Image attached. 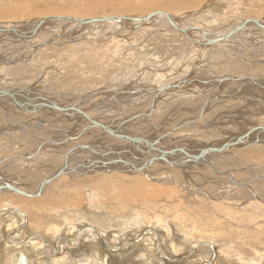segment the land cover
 <instances>
[{"label": "bare ground", "instance_id": "6f19581e", "mask_svg": "<svg viewBox=\"0 0 264 264\" xmlns=\"http://www.w3.org/2000/svg\"><path fill=\"white\" fill-rule=\"evenodd\" d=\"M0 1V6H2L4 0ZM15 1H19V4L14 5V7L0 9V17L6 18L7 20L0 23V64L2 66L0 67V138L2 137L0 141H4V138L9 134H18L26 138V142L22 144L23 146H31L30 143L35 140L38 141V139H41L43 136L41 132L40 135L36 134L38 131L37 129L45 132L49 140H45L47 142L43 141L42 143L39 142L32 145L36 146V148L30 156H26V154H15L0 157V187H2L0 189V194H4L6 198L9 197L7 194L8 191L13 192L6 188V184H9L15 189L32 194L28 199L37 198L33 201L34 205H31L34 209L38 210L36 205H51V203L56 201L54 196L57 190L61 192L62 189H70L83 183L91 184L97 181L99 183L103 182V180L107 179L106 175L110 178L116 177L117 170L115 169L117 168L118 170L122 169L120 171H123L122 173H126V175L127 172L125 171L128 170V172H130L128 175H134V177H130L132 180L133 178L137 179V177H141L140 179H142L144 183H164L166 181L171 182L172 180L176 183V186H180L185 190L195 188L196 192L201 197H208L214 200L224 198V200H229V202L238 199H254L264 204V131L261 133L257 130V128L264 127V124H260L258 121V119H264V67L261 68L259 66V68H257L255 63L244 57L250 52L249 50H251V48H248V52H246V50L244 51L239 48L242 47L243 44L236 43L237 41H243L245 43L251 41L264 45V17L240 19L238 14L234 12L237 7H232L231 1L234 2L233 4L237 5L242 4V0H229L230 2L227 4L230 5L221 6L219 12H229L232 17H238L239 20L229 29L223 27L225 29L222 31L218 30V28L221 26L220 24L223 22L225 23L229 15L227 16L226 13H222L221 15H225L226 17L222 16L221 18L218 16L212 17L211 15H206L205 11L203 12V10H206V4L203 6V9L196 10L204 0H149L147 3H141L142 5L140 6L132 2L133 5L131 4L132 7L128 10L123 7L113 8V11L117 14L107 17H114L115 19L107 23H85L79 25L75 22V20L85 21L93 19L82 16L88 14L87 12L91 13L94 9L91 6H89V8L85 7L80 9L82 11V17L76 15H56V17L46 16L47 18L44 17V19L25 20L26 18H23L21 19L22 21L9 20L11 18L18 19L22 17L32 18L42 12L46 13V15L66 12V8H63L59 4L61 0H57V2L56 0L51 2V0L45 4L44 10L38 9L34 11L30 8V6L33 7L34 5L26 6L22 3L23 0ZM211 1L212 0L208 2ZM247 2L253 4L254 7L258 5L264 6V4L259 1L254 3V0H248ZM73 3L76 4V0H73L71 3V8L75 7L74 9L76 10L77 7ZM192 9L193 11L189 13L186 12ZM147 10H149L148 12L150 13L146 12L147 14L136 15L127 13L128 11L141 12ZM49 11H51V13H48ZM174 12H183V14H175ZM153 13H158V15L146 21V23H142L143 18ZM214 13L216 12L213 11V14ZM167 15L168 17H166ZM68 18L73 20H69ZM159 19L162 21L160 26H166L171 29L173 35H177L181 38L184 46L193 47L192 49H196L200 52L199 55L203 54L208 47H214V49H217V46L229 47V43L231 42V48L227 49L231 52H237L238 50V52L234 54H225L226 58L221 62L224 65H229L230 67L228 69L231 71L237 68L239 66L238 64H241L245 69L241 68V70H239L241 74L229 72L227 73L228 75L217 76L216 78L214 76L202 75V73V77H199V73L197 75L194 74V76L193 73H187L180 81H167L159 85L144 84V86H137L134 82H131L125 86L110 87L111 85H108V83L112 82V80L108 83H103V81L108 78L107 76H100L102 79L101 84H96L88 80V84L81 85L75 80L76 72L92 70L90 65L86 64L88 58L84 61L86 56L80 58L83 61L82 65L74 62V68L69 69L68 73H64L63 76H57V78L54 76H47L45 74L46 68H40L42 67V63L53 64V71L63 72V63L61 65H59V63L64 62L68 55L63 54L60 47H63L66 42L68 44L79 41V37H81L82 40H87V35L89 33H91L90 36L95 37L96 35L95 33L89 32L86 36L84 35V37L79 36L78 31H81L82 28H98L101 25L111 24L114 25L113 27L117 28L113 35H116L115 37L117 38H122L124 36H121L122 34L118 35V33L125 34L134 26L142 24L147 25ZM229 19L231 18L229 17ZM199 20H203L204 25L201 24ZM251 20L260 22L259 24L251 23ZM52 22H58V24L55 23L56 29L60 26L59 22H63V25H69L67 27H72L73 30L63 33V30L57 29L54 32L58 31V33L53 34L52 30L54 23ZM195 22H199L200 24H196ZM244 23H246V25L243 29L234 33L228 41L224 40L212 44L208 43V41L218 36H223L230 31H234L237 26L243 25ZM46 25L49 26L47 30ZM210 26H214L212 29H217L216 31L218 34L219 31L222 33L217 36L215 33L212 34V31L209 32V30H212ZM245 29L249 30L248 34H245ZM252 29H256V32L254 33ZM6 30L10 32L7 33ZM101 36L109 38L112 37V34ZM14 38L19 42H14ZM142 38L144 37L140 38V46L143 42ZM2 42H6V44L9 45L8 49L6 48L7 46L5 47L6 51L1 50L3 47ZM148 43L149 41L141 46L144 53H138L137 56H150L149 60L155 61L154 65L159 64L156 62L157 59H155L154 56L155 54L158 55V52L147 50L146 47H144ZM219 43H222V45H218ZM11 49L13 50L11 52L12 55L7 57L3 55L6 52H10L8 50ZM223 51H225V49ZM54 54L58 56L54 61L52 60V62L42 59L44 55L53 56ZM221 54L223 53L221 52ZM256 54L264 56V46L256 51ZM13 55H16V57H13ZM25 59L28 64L25 67L24 73L20 72V68H11L12 65L14 66L20 62H26L23 61ZM9 67L11 69H9ZM199 68L201 69L200 66ZM210 69L212 70V68ZM261 70H263V72ZM53 71L51 73H53ZM20 73L23 79L20 77ZM28 73L31 75L36 74V76L40 74L36 82H38L39 85L40 83L43 84L41 88L36 83H34L35 87L34 85H27L24 86L23 90L17 88V84L26 83V78L29 75ZM35 77L33 76V78ZM196 77L198 78L196 79ZM199 78L200 80H198ZM97 82L99 83V81ZM95 85L101 88L91 90L90 87ZM42 87L47 89L48 87H54L55 91L57 88L61 87L64 91L55 93L54 96H52V94H46L42 90L44 89ZM113 89L119 90L113 91ZM22 91L26 93V95H23ZM55 95H57V97ZM58 98H61L63 102L58 101ZM93 98L96 100L92 101ZM108 99L114 103L108 102ZM65 100L68 101L65 103ZM168 100L172 101V106L164 111ZM107 103L116 104L108 105ZM120 104L130 105L129 111L133 114H131V116L129 115V117H120L117 113V106ZM168 111H170V114H167ZM121 112L123 113L124 111L122 110ZM179 112L181 113L178 116L173 115V117L171 115L172 113L175 114ZM230 112H234V118L236 116V118L241 119L232 120L229 118L230 121L222 125H212V123H209L204 127V124H201L206 122L207 118H213L214 121H211L215 123L217 119L228 115ZM99 115L101 116L98 117ZM4 118L6 121L2 122ZM188 118L192 120L187 123ZM243 118L249 119L243 121ZM163 119H166V121L162 123ZM240 120H242V122ZM248 121L251 125H247L248 128L245 129L246 131L242 132L240 135H235V137L233 136L234 131H231L233 129H231L230 132L222 131L226 129L229 123L232 128L234 126L235 130H237L238 126L241 128L244 122ZM67 122H71V124L65 125ZM198 124L202 128H207L209 125H212L211 129L204 133L209 135L216 133V140L212 142L210 140L199 141L195 136L198 135V133H193V135L190 136L185 134L186 130L183 129L187 128V126L197 130H203L195 127ZM79 128L81 131L76 133V129L79 130ZM74 130L76 131L74 132ZM172 130L177 132L172 134L170 133ZM248 131L249 133L246 134ZM227 132L230 133V140L222 138L223 135L221 134H227ZM204 133L200 134L204 135ZM157 134H160V136L155 139V135ZM138 136L143 137L144 140L141 139L143 142L136 140L139 139L137 138ZM86 137H88L91 143L82 146V144H87L83 142ZM185 137L191 140H183ZM236 141H238V145L220 149V147L227 142L233 143ZM52 144L60 145V150L66 152L64 157L61 154L63 162L59 152H57L58 150L56 154H54V151H48L49 155L44 153L46 151L45 146ZM91 144H93V146ZM22 145L21 147H23ZM104 145L109 147L106 146V149H103L104 151H102V149L101 151L97 150L103 148ZM84 147L89 150L84 152ZM110 147H114V150L111 151ZM134 147L138 148L139 151L135 150ZM81 148H84L83 151ZM96 153L100 157L99 159L95 157V159H97L96 161L102 163L94 164L95 161L92 159L86 161L87 158L85 155L94 157ZM2 161H7L8 163L6 162L7 164H3ZM110 161H112V164L108 163ZM44 162L45 164L42 165ZM50 163L53 164V167L57 165L60 166L62 170H53L52 174L48 176L42 172L40 175H44V177L41 181L38 184L32 183L35 182L33 180H36L34 175L38 173V170H40L39 168L41 167L43 170V168L49 167ZM110 164L111 166H109ZM64 166L68 168L67 171ZM135 168L138 170H135ZM188 169H191V171L188 172ZM197 169L208 172L207 174H209V176L207 175L205 178L210 177V179L208 178L205 180L204 174H202V176L199 173V175L202 176V179L199 180V176L196 175L197 172L192 173L193 170L196 171ZM176 170L181 174H178ZM165 171L167 172L165 173ZM89 172L93 173L90 174ZM27 176H31L32 179H28L27 181ZM64 176L67 177L65 178ZM13 177H18L19 179H14ZM62 178L64 179L62 180ZM60 179L61 181H59ZM54 180L55 182H52ZM10 181L11 184L9 183ZM22 181H25L24 183L28 187L18 186V184H20L19 182ZM193 181L198 183L192 184ZM43 182L46 184L42 185ZM57 183H60V186L53 188ZM32 184H35V188H32ZM34 190L36 193L33 192ZM47 193L52 198L43 199ZM18 195L20 196V194ZM20 197H22V195ZM11 200L12 199L9 198L8 204H12ZM14 201L15 203H22L23 200L15 197ZM24 207H28V205L26 204ZM262 210L264 209H261L260 213L264 216V211ZM257 212L259 213L258 209ZM20 213L25 219L26 214L22 210ZM18 237L17 235L13 236L11 238V244H20ZM38 238L40 242L42 241L43 243L42 238Z\"/></svg>", "mask_w": 264, "mask_h": 264}, {"label": "rangeland", "instance_id": "374dc122", "mask_svg": "<svg viewBox=\"0 0 264 264\" xmlns=\"http://www.w3.org/2000/svg\"><path fill=\"white\" fill-rule=\"evenodd\" d=\"M50 1L51 0H38V3L37 0H23L22 3L26 6L34 5L33 7L30 6L31 10L34 11L38 9L44 10L45 4ZM72 1L73 0L60 1L59 4L63 8H66V12L47 15L42 12L32 18L22 17L18 19L11 18L9 20L13 19L22 21L21 19L23 18H26L25 20L44 19L46 16L56 17V15L105 18L117 14L113 11V8L123 7L128 10L132 7V2L136 5L138 4L137 6H140L147 3L149 0H76V4L73 3L77 7L76 10L74 9L75 7L71 8ZM208 1L210 0H204V3L201 2L199 8L196 10L203 9V6L206 4V10H203L206 15L208 14L212 17L218 16L220 18L225 16L221 15L222 13H226L227 16L229 15L227 18L228 21L226 20L227 22L225 21V23L223 22L220 24L221 26L219 25L220 27L218 30L224 31L225 28L229 29L230 27H233V24L239 20L238 17H240V19L264 17V9H262L264 6L258 5L254 7L253 4L247 2L248 0H242V4L237 5L233 4L234 2L231 1V6L237 7L234 11L238 14L237 18L232 17L229 12H219L221 6L230 5L227 4L230 2L229 0H212V3ZM258 1L264 4V0H262L263 2L261 0H254V3ZM51 2H54V0ZM18 4L19 1L4 0L0 9L14 7V5ZM89 6L94 8L91 13L87 12L88 14L81 16L82 11L80 9L85 7L89 8ZM148 11L149 10L141 12L128 11L127 13L134 15L147 14L150 13ZM191 11H193V9L186 12L189 13ZM213 11L216 13L213 14ZM48 13H51V11ZM175 14L182 15L183 12H177ZM229 17L231 19H229ZM5 21H7L6 18L0 17V23ZM161 22L162 21L159 19L155 22H150L147 25L142 24L134 26L125 34L118 33V35L122 34L121 36H124L122 38H117L115 37L116 35H113L117 28L113 27L114 25L111 24L101 25L98 28H82L81 31H78L79 36L84 37V35L86 36L89 32L95 33L96 35L94 34L95 37L90 36L91 33H89L87 35V40H82L81 37H79V41L68 44L66 42L63 47H60L61 52L68 55L64 62L59 63V65L63 63V72L60 73L55 70L53 71V64L42 63V67L40 68H46L45 74L47 76H54L57 78V76H63L64 73H68L69 69L74 68V62L82 65L83 61L80 58L86 56L84 61L88 58L86 64L90 65L92 70L76 72L75 80L81 85L88 84V80H91L96 84H101L102 79L100 76H107L108 78L103 81V83H108L112 80V82L108 83V85H111L110 87L125 86L131 82H134L137 86H144V84L159 85L167 81H180L187 75V73H193V76L194 74L197 75L199 73V77H202L204 74L205 76H214L216 78L217 76L228 75L227 73L229 72L241 74V71L239 70H241V68L245 69L241 64H238L239 66L231 71L228 69L230 67L229 65L227 66L222 63L226 58L225 54H234L238 52V50L237 52H231L228 50L231 48L230 41L229 47L217 46V49H214V47H208L203 54L199 55L200 52L196 49H192L193 47L184 46L181 38L177 35H173V33H171L172 30L166 27L164 23L165 27L160 26ZM52 23H54L52 30L53 34L58 33V31L54 32L57 29L63 30V33L73 30L72 27H67L69 25H63V22H59L60 26L57 27V29L55 28V23L58 24V22ZM195 23L198 24L199 22ZM200 23L204 25L203 20L200 21ZM213 27L214 26H210V29ZM48 28L49 26L46 25V30ZM216 30L217 29H212L209 30V32L212 31V34L215 33L216 36L222 33L219 31L218 34ZM252 31L255 33L256 29H252ZM244 32L245 34H248L249 30L245 29ZM111 34L112 37L109 38L101 36ZM141 37H144L142 38L143 42L141 43V46L149 41L144 47H146L147 50L157 51L158 55L160 54L159 56L157 54L154 55L155 59H157L156 62L159 64L154 65L155 61L153 62L152 60H149L150 56H137L138 53H144L139 42ZM14 42L18 43L19 41H16V38H14ZM2 43L3 47L1 50L6 51L5 47L7 46L6 48L8 49L9 45L6 44V42ZM236 43L243 44L242 47H237L244 51L246 50V52H248V48H251V50H249L250 52L244 57L255 63L257 68H259V66L261 68L264 67V56L256 54V51L260 50L264 45L251 41L246 43L243 41H237ZM218 45H222V43H219ZM224 49L225 51H223ZM45 50L48 51L47 49ZM8 51L10 52H6L3 55L6 57L12 55L11 52L13 50L11 49ZM221 52L223 54H221ZM57 56L58 55L55 54L53 56L44 55L42 59L50 60L52 62ZM13 57H16V55H13ZM23 61L26 62H20L14 66L12 65L11 68H20V72L24 73L28 62L26 59ZM0 67H2L1 64ZM11 68L9 67V69ZM210 68H212V70ZM52 71L53 73H51ZM261 71L263 72V70ZM21 73L20 77H22ZM39 75L36 76V74H29L26 78V83L17 84V88L23 90L24 86L27 85L32 86L34 83L39 85V83L36 82ZM33 76L36 77L33 78ZM197 78L198 77H196V79ZM198 80H200V78ZM97 81H99V83ZM42 85L43 84L40 83L39 87L41 88ZM98 88L101 87L96 85L90 87L91 90H96ZM42 90L46 94H52V96H54L55 93L64 91L61 87L57 88L56 91L54 87H48V89L44 88ZM114 90L119 89H113V91ZM22 94L26 95L23 91ZM110 95L114 96L112 94ZM55 96L57 97V95ZM95 100L96 99L94 98L92 99V101ZM108 100V102H113L110 101V99ZM58 101L63 102L61 98H58ZM67 101L65 100V103ZM113 103L109 104H116ZM117 107V113L120 117H129V115L131 116V114H133L129 111L130 105L120 104ZM122 110L124 111L123 113L121 112ZM165 110L166 106L164 111ZM180 113L181 112L175 114L172 113L171 115L178 116ZM167 114H170V111H168ZM100 116L101 115L98 117ZM230 119L236 120L241 118H236V116L234 118L232 116ZM243 119V121H246L249 118ZM190 120L192 119L188 118L187 123L190 122ZM211 120L214 121L213 118H207V121L201 124H204L203 126L205 127L206 124L209 123H212V125H222L230 121L225 117L217 119L215 123ZM3 121L5 122L6 119L4 118L2 122ZM165 121L166 119H163L162 123ZM240 121L242 122V120ZM258 121L260 124H264V119H258ZM69 124H71V122H67L65 125ZM212 125H209L207 128H202L199 124L195 126L203 130H197L189 126L183 130H186L185 134H188L189 136L193 135V133H198V135L195 136L199 141L210 140L212 142L216 140V133L211 135L204 133L211 129ZM247 125H251L249 121L244 122L241 128L238 126V129L236 128L237 130H235V127L233 126L232 128L229 123L226 129L222 131L230 132V130L233 129L231 131H234L233 136L235 137V135H240L242 132H245V129L248 128ZM37 130L38 133L36 132V134L40 135L41 132V134L43 133V136L41 135L42 138L38 139V141L35 140L30 143L31 146H23L22 144L26 142V138H23L18 134L6 135L7 137L4 138V141H0V157L15 154H26V156H30L33 154L36 146L32 145L49 140L47 139L48 136L45 135V132L40 129ZM76 130H74L76 133L81 131L80 128L79 130ZM94 130L100 131L98 129ZM176 132L177 131L175 130L170 131L172 134ZM200 133H204V135ZM221 135H223L222 138L226 140L230 137V133L228 132L227 134L223 133ZM159 136L160 134L155 135V139ZM88 137L84 138L83 141L87 144H82V146L91 143ZM137 138L139 139L136 140L139 141L144 140L142 136H138ZM183 140L191 139L185 137ZM93 144L91 145L93 146ZM21 145L23 147H21ZM54 145L45 146L46 151L44 153L49 155L48 151H54V154L59 152V155L61 156L62 154L64 157L66 152L60 150V145ZM106 146L107 145H104L103 148L97 150L101 151L102 149V151H104L103 149H106ZM84 148H81L82 151L84 149V152L89 150H87L86 147ZM122 149L126 150L125 148ZM134 149L139 151L136 147H134ZM110 150L113 151L114 147H110ZM104 153L107 154L106 152ZM85 156L87 158L86 161L92 159L95 161L94 164L102 163L96 161L97 159H95V157H98V159L100 158L97 153L94 157H89L88 155ZM63 157L61 156L62 162ZM2 162L3 164L8 163L7 161ZM44 164L45 162L42 165ZM52 165L53 164L50 163V166L43 168V170L40 167L38 173L34 175L36 180H33L35 182L32 183L38 184L41 181L44 177V175H40L42 172L48 176L49 174H52L53 170H62L60 169V166L57 165L56 167H53ZM109 166H111V164ZM64 167L67 171L68 168L66 166ZM115 170H117V176L110 178L106 175L107 179L103 180V182L99 183L97 181L98 183L94 182L91 184L83 183L70 189H62L61 192H58L57 190V193H55L54 196L56 201L51 203V205H36L38 210L34 209L31 205H34L33 201L37 198L28 199V197H23V195L20 197L21 195L19 196L18 194L9 191L7 193L9 197L7 198L4 194H0V264H264V216L260 213V210L264 209V204L259 203L254 199H238L230 202L229 200H224V198L214 200L208 197H201L196 192L195 188L185 190L180 186H176V183L172 180L171 182H164L165 184L163 182L144 183V181L140 179L141 177H137V179L133 178L132 180L130 177H134V175H128L130 172L126 169L125 172H127V175L126 173L123 174V171H120L122 169L118 170L116 168ZM190 171L191 169H188V172ZM166 172L167 171H165V173ZM176 172L181 174L178 170H176ZM89 173L91 174L93 172ZM192 173H196V175L199 176V180L202 179V174H204V178L207 175L209 176V174H207L208 172L203 170L200 171V169H197L196 171L193 170ZM199 173L202 176H200ZM64 177L66 178L67 176ZM13 178L19 179L18 177ZM208 178L210 179V177ZM208 178H205V180ZM26 179L28 181V179H32V177L27 176ZM63 179L64 178H62V180ZM59 181H61V179ZM24 182L25 181L19 182L20 184H18V186L28 187ZM52 182H55V180ZM9 183L11 184V181ZM195 183L198 182H192V184ZM34 186L35 184H32V188H35ZM59 186L60 183H57L53 188ZM33 192L36 193L35 190ZM15 197L22 199V203H15ZM9 198L12 199V204H8ZM49 198L52 197L47 193L43 199ZM26 204L28 207H24ZM19 209L26 214L25 219L22 217ZM257 209L259 213L257 212ZM16 235L19 236L18 241L20 244H11V238ZM38 237L42 238L43 243L42 241L40 242Z\"/></svg>", "mask_w": 264, "mask_h": 264}, {"label": "water", "instance_id": "95a60500", "mask_svg": "<svg viewBox=\"0 0 264 264\" xmlns=\"http://www.w3.org/2000/svg\"><path fill=\"white\" fill-rule=\"evenodd\" d=\"M157 15H158V13H153V14H151L150 16L143 18V19H142V23H146V21L151 20L152 18H154V17L157 16ZM166 17H168V15H167ZM68 19H69V20H73V19H71V18H68ZM114 19H115L114 17H109V18H108V17H105V18H93V19H88V20H85V21H82V20H75V22L78 23L79 25H83V24H85V23H90V24H97V23H99V24H100V23H107V22H110V21H114ZM170 21H171V20H170ZM250 22H251V23L259 24L260 21H257V20H251ZM245 25H246V23H244L243 25L237 26V27L235 28L234 31H230L229 33H227V34H225V35H223V36H218L217 38H214V39L208 41V43L212 44V43L219 42V41L221 42V41H224V40H225V41H228L234 33L238 32V31H241ZM6 32L8 33V32H10V31L6 30ZM257 130H258L259 132L263 133V131H264V127H263V128H257ZM248 133H249V131H248L246 134H248ZM244 136H247V135H244ZM234 145H238V141L233 142V143H229V142H227L226 144L222 145V146L220 147V149H224V147L229 148V147L234 146ZM111 162H112V161H110V162H108V163H111ZM111 164H112V163H111ZM141 168H142V167H141ZM135 170H138V169L135 168ZM44 184H46V183L43 182L42 185H44ZM6 185H7L6 188H8V190H11V191H13V192H15V193H18V194H20V195H23V196H26V197H31V195H32V194L26 193V192H24V191H20V190H18V189H15L14 187H11L9 184H6ZM1 188H2V187H0V189H1Z\"/></svg>", "mask_w": 264, "mask_h": 264}, {"label": "crops", "instance_id": "0c3cea01", "mask_svg": "<svg viewBox=\"0 0 264 264\" xmlns=\"http://www.w3.org/2000/svg\"><path fill=\"white\" fill-rule=\"evenodd\" d=\"M168 102H169V105H168ZM171 107V101H167L166 103V109ZM234 116V112H230L228 115L224 116L225 118L229 119L230 117ZM229 117V118H228ZM230 120V119H229ZM2 157V156H1Z\"/></svg>", "mask_w": 264, "mask_h": 264}]
</instances>
